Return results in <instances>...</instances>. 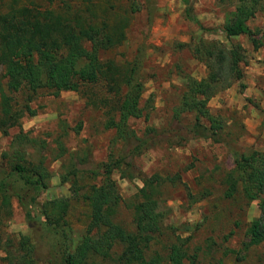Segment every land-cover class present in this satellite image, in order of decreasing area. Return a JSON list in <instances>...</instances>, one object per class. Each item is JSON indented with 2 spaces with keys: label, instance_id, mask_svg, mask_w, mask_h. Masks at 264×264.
Here are the masks:
<instances>
[{
  "label": "rangeland",
  "instance_id": "1",
  "mask_svg": "<svg viewBox=\"0 0 264 264\" xmlns=\"http://www.w3.org/2000/svg\"><path fill=\"white\" fill-rule=\"evenodd\" d=\"M191 1L198 22L186 17L183 0H0L3 12L12 5L52 8L99 25L105 21L110 32L122 30L120 41L102 48L99 55L133 68L134 81L143 86L142 115L128 120L127 128L135 135L125 138L116 127H106L109 108L88 100L92 95H110L102 82L83 86L87 95L65 90L55 96L45 89L30 97L29 90L14 93L15 108L23 107L30 98L37 113L26 111L6 131L0 95V179L11 173L14 163H24L18 157L20 151L28 161L43 160L50 173L46 188L24 189L18 182V195L11 197L7 208H1L0 199V264H18L16 247L23 235L30 237L37 264H61L60 235L45 225L43 207L55 198H70L63 224L78 244L90 215L83 194L89 185L100 182L92 170H103L104 163L121 157L133 166L123 164L113 173L123 197L113 231L136 230L128 203L136 199L144 178L159 174L158 202L165 233L151 244L148 255L159 251L167 256L168 246L180 240L188 250L187 264H264V242L251 244L247 234L252 220L261 215L259 199L246 197L242 184L228 196L226 186L236 154L264 152V0H256V12L248 20L260 45L247 34L228 37L223 30L231 12L246 0ZM234 44L242 47L244 59L239 67L243 76L231 77L232 84L218 90L207 103L210 114L224 124L218 128L220 140L193 136L189 127L196 121L195 114L176 113L190 93L189 82L209 77L207 53L217 45L231 49ZM4 73L0 65V74ZM201 121L212 124L211 118ZM150 128L159 130V136L134 153L137 138L149 135ZM76 168L78 175L69 174ZM76 181L79 195L74 192ZM27 194L37 195L34 205L29 204ZM31 207L37 215L33 221L27 217ZM122 250V243L117 242L113 256ZM87 264H114V260L92 256Z\"/></svg>",
  "mask_w": 264,
  "mask_h": 264
},
{
  "label": "trees",
  "instance_id": "2",
  "mask_svg": "<svg viewBox=\"0 0 264 264\" xmlns=\"http://www.w3.org/2000/svg\"><path fill=\"white\" fill-rule=\"evenodd\" d=\"M183 1L186 17L198 22L192 1ZM255 6L256 0L242 1L231 12L223 26L228 37L247 34L254 44H261L248 24L256 12ZM122 35V30L118 28L114 32L108 31L105 21L99 25L81 15L75 17L52 8L40 9L27 5H12L3 12L0 2V65L5 68V73L0 74L1 122L6 124L5 131L17 125L26 111L31 115L37 113V109L29 102L30 98L23 107L15 108L14 93L29 90L30 97L45 89L55 96L65 90L82 91L87 95L83 86L102 82L110 95L88 96L90 104L109 108L107 111L111 116L106 122L107 128L116 127L122 138L134 137L135 132L128 129L127 125L130 118L142 115L139 103L143 86L134 81L133 68L120 65L112 59L104 60L99 55L102 48L118 43ZM241 49L239 44H234L231 49L217 45L214 51L207 53L211 68L209 77L202 81L190 80V93L181 106L182 110L176 113L188 111L195 114L196 121L189 127L191 135L220 140L218 128H223L224 124L210 114L207 103L218 90L232 84L231 77L240 79L243 76L239 67L244 59ZM203 117L211 118L212 124L201 121ZM149 130V135L137 138V144L132 149L134 153L149 147L152 139L159 136V130ZM64 149L61 148V152ZM18 155L24 163H14L11 173L0 179L1 208H7L11 197L18 195V182L22 183L24 189L36 190L48 186L50 173L44 161H28L21 151ZM123 164L128 168L133 166V163L121 157L104 163L103 170H92L96 177L100 176V182L89 185L83 194L90 215L86 232L78 244L73 243L69 229L63 224L66 223L65 215L71 205L70 198H55L43 207L45 225L54 228L60 235L57 243L60 242L58 252L61 253V264H87L92 256L113 259L114 264H164L166 261L169 264H187L188 250L180 240L168 246L167 256L159 251L147 254L151 244L160 241L165 233L163 212L158 202L159 187L162 185L159 174L144 178L136 199L128 203L134 212L136 230L120 233L112 230L123 201L113 173L118 168L122 169ZM79 173V168L69 172L73 176ZM67 177L64 179L67 180ZM239 184H242L246 197L250 200L259 199L261 215L252 220L247 234L251 244H260L264 242V152L236 154L235 167L226 177L227 195L233 196ZM74 186L75 195H79L80 185L77 181ZM27 196H30L29 204L34 205L37 195ZM27 217L31 221L36 219L33 207L28 209ZM117 242L122 243L123 250L114 257L113 249ZM16 248L18 264H37L35 248L28 235L21 237ZM9 253L12 251L9 250Z\"/></svg>",
  "mask_w": 264,
  "mask_h": 264
}]
</instances>
